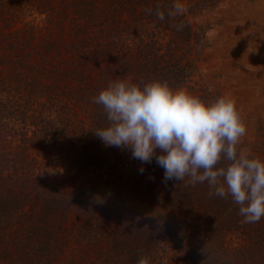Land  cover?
I'll use <instances>...</instances> for the list:
<instances>
[{
    "label": "trees",
    "instance_id": "1",
    "mask_svg": "<svg viewBox=\"0 0 264 264\" xmlns=\"http://www.w3.org/2000/svg\"><path fill=\"white\" fill-rule=\"evenodd\" d=\"M204 9L0 0V264H264V218L245 223L231 197L165 181L155 159L94 134L108 121L92 98L110 82L186 83L207 45L191 20Z\"/></svg>",
    "mask_w": 264,
    "mask_h": 264
},
{
    "label": "clouds",
    "instance_id": "2",
    "mask_svg": "<svg viewBox=\"0 0 264 264\" xmlns=\"http://www.w3.org/2000/svg\"><path fill=\"white\" fill-rule=\"evenodd\" d=\"M176 11H182L179 5ZM92 100L108 121L94 130L105 146L129 150L142 164L155 159L165 181L207 183L211 196L231 197L245 223L264 218V160L238 154L247 128L231 99L208 103L165 81L141 86L118 79ZM137 264H150L149 258L141 256Z\"/></svg>",
    "mask_w": 264,
    "mask_h": 264
},
{
    "label": "rangeland",
    "instance_id": "3",
    "mask_svg": "<svg viewBox=\"0 0 264 264\" xmlns=\"http://www.w3.org/2000/svg\"><path fill=\"white\" fill-rule=\"evenodd\" d=\"M191 20L207 26V45L186 83L175 89L192 94L202 86L213 96L231 99L247 128L238 152L261 158L264 0H205V9Z\"/></svg>",
    "mask_w": 264,
    "mask_h": 264
}]
</instances>
